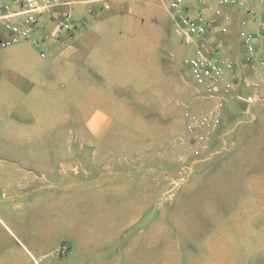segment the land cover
Returning <instances> with one entry per match:
<instances>
[{"label": "rangeland", "instance_id": "1", "mask_svg": "<svg viewBox=\"0 0 264 264\" xmlns=\"http://www.w3.org/2000/svg\"><path fill=\"white\" fill-rule=\"evenodd\" d=\"M174 19H162L159 63L152 59L142 65L132 56L120 69L125 85L97 92L101 100L116 97L113 107L104 102L87 105L82 85L66 95L64 108L81 121L95 112L97 117H141L143 123L126 125L137 130L136 138L109 140L107 125L93 137L82 123L73 124L78 134L69 138L0 139V153L7 152L4 164L32 169L47 154L82 149L79 157L51 155L49 162L73 164L79 159L86 164L95 159L97 169L103 170L107 160V238L128 222L119 243L134 248L158 229L161 239L164 235L161 250L168 247L175 264H264V42L257 43L256 72L244 59L240 38L225 54L224 45L217 44V56L235 63V70L224 75L216 91L207 92L192 82L184 64L192 47L182 42ZM15 50L39 53L34 44L20 41L0 54ZM148 51L144 45L137 57ZM45 75L41 80L48 96L40 97L34 88L26 98L29 114L23 117L32 132L54 126L64 110L56 101V79ZM225 84L231 85L228 93L223 92ZM6 111H1V122L15 120ZM213 119L217 122L211 127L202 124ZM96 207L91 205L89 218L82 215L83 224L94 220ZM133 211L137 219L131 218ZM121 213L127 217L120 218ZM157 253L149 248L146 257L150 261Z\"/></svg>", "mask_w": 264, "mask_h": 264}, {"label": "crops", "instance_id": "2", "mask_svg": "<svg viewBox=\"0 0 264 264\" xmlns=\"http://www.w3.org/2000/svg\"><path fill=\"white\" fill-rule=\"evenodd\" d=\"M64 1L73 3L76 28L57 39L53 36L41 41L37 49L45 52L44 57L21 50L1 51L0 115L7 109L6 113L16 118L0 120V139L69 138L78 134L73 132V124L81 123L93 137L101 135L100 130L107 125L109 140L136 138L137 130H128L126 125L143 123L141 117H108L101 112L97 117L95 112L81 121L78 115L66 111V95L82 85L86 89L87 105L104 102L103 106L113 107L116 97L101 100L97 92L114 86L118 91L117 86L125 85L120 69L132 56L142 65L152 59L159 63L157 50L164 26L162 19L175 21L169 0H108L107 9L101 1ZM247 5L244 9H225L227 18L215 21L227 30L224 36L209 37L211 44L223 41L222 54L231 50L243 31L254 33L259 42H264V3L247 0ZM213 8L214 0H208L204 10L206 19H213ZM63 10L65 7L59 6L51 15L41 17L37 30L30 39L22 40L23 43L33 45V41L42 40L44 34L52 36L55 17ZM239 43L241 45L240 39ZM144 45L148 47V54L137 57ZM40 72L43 76L38 77ZM45 73L56 79V101L64 110L54 126L32 132L26 123L28 119L23 117L29 114L26 98L35 89L40 97L46 94L41 80L47 76ZM80 152L82 149L75 153L69 148L58 150L47 154L44 163L32 169L26 164L10 169L4 164L7 152L0 153V264H175L168 247L161 250L164 235L161 239L158 229L152 230L151 239L141 240L143 243H137L134 248L118 242L128 222L107 238V160L103 170L97 169L95 159L86 164L79 163V159L73 164L64 163L65 160L50 163L51 155L65 159L79 157ZM92 155H96L95 150ZM91 205L97 206L96 217L83 224L82 215L89 218L86 213ZM123 216L127 217V213L120 214V218ZM134 217L138 218L137 211L132 212L131 218ZM107 243L113 245L108 248ZM62 244H66L67 251L59 256ZM149 248L158 251L150 261L146 257ZM161 251L165 255L161 256Z\"/></svg>", "mask_w": 264, "mask_h": 264}, {"label": "built area", "instance_id": "3", "mask_svg": "<svg viewBox=\"0 0 264 264\" xmlns=\"http://www.w3.org/2000/svg\"><path fill=\"white\" fill-rule=\"evenodd\" d=\"M94 1H101L104 9L109 7L108 0ZM189 1L187 3L186 0H169V8L178 19L177 31L182 42L192 47V54L184 59V64L188 68L194 86L213 92L216 91L226 73L234 72L235 63L219 58L217 44H222L223 41L211 44L209 37H215L216 34L224 36L227 32L226 28L215 21L227 18L225 9L247 8V0H214L213 19L210 20L204 17L208 0ZM251 1L256 4L264 3V0ZM59 6H64L65 10L56 15L52 36L44 34L42 40L33 41L37 48L40 47L41 41L53 36L57 39L76 28L72 17L73 3L64 0H0V50L16 45L24 39H30L39 27V19L51 15ZM239 36L244 50V59L250 71L256 72L260 64L257 47L259 41L251 32L243 31ZM39 55L44 57L45 52L39 49ZM230 88V84H225L223 92L228 93ZM216 122L214 119L204 120L202 124L211 127ZM66 251V244H62L58 255L61 256Z\"/></svg>", "mask_w": 264, "mask_h": 264}]
</instances>
